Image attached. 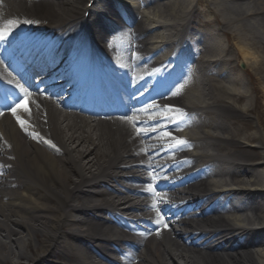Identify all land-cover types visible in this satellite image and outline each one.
Returning a JSON list of instances; mask_svg holds the SVG:
<instances>
[{
  "label": "bare ground",
  "instance_id": "1",
  "mask_svg": "<svg viewBox=\"0 0 264 264\" xmlns=\"http://www.w3.org/2000/svg\"><path fill=\"white\" fill-rule=\"evenodd\" d=\"M212 1L215 3L217 8L214 11H211L209 9L205 10L203 15H201V19L199 21V26L205 28L207 37L209 38V43H207V48L203 51V55L207 59H215L219 57L220 54L227 52L228 48L225 49L223 41L220 40L221 38L218 37V32L214 29V27L217 26L221 27L222 29H224V32L226 34H229L230 38L235 41L241 55L245 59L244 62L248 65V71L254 76L253 80L251 81L256 82L255 86L258 87L259 83L264 82V53L258 51L256 47V41L260 43V41L262 40L261 38L264 37V32H261V25L255 26L256 31L252 29L251 31L250 29H248L243 23L242 17L243 14L260 13L264 11V0H254L252 2L239 4L236 6L225 3V1L228 2L230 0ZM10 2L20 12L22 11L28 16H32L40 20L49 19L55 15L64 13L62 7L59 5L33 4L31 2L29 3L28 0H10ZM153 3H156V1L154 0ZM204 6L206 7V2ZM231 6L233 7L234 11L231 10ZM193 9V0H163V3L160 4V7L157 10L158 13L164 16V18H168L169 20H172L173 23H176L177 26L183 27L187 26L190 23V20L192 18L194 19L197 15L193 11ZM259 21L260 20H258V22ZM260 23L264 24V20L260 21ZM247 29L250 30L249 33L251 35L248 34ZM224 60L226 63L221 65L222 68L227 72L233 73H226L223 70L221 74L222 80L219 81L220 84L215 83L203 86V93L201 92V97L202 99L209 102L212 109H219L223 111L226 116L231 117L237 114L232 109V106L225 102V99L230 100L233 104L236 105L242 103L244 96L240 93V90L244 88V85L242 83V79L240 78L242 76L240 75L239 71L233 66V60L226 59L225 57ZM229 75L233 77L232 80L229 79ZM225 83H227V85H225ZM223 86H225L226 88H224ZM230 86L233 87L232 92H229V90L227 89ZM189 88L191 90H188L187 94L193 97V99L197 98L200 95L199 91H197L196 89H192V83L190 84ZM257 90L260 91L262 95H264V89L258 88ZM48 106L49 105L47 103L43 104V107L46 110L48 109ZM28 108L29 107L26 106L24 109L16 110L15 115L13 114V112H5L3 113V115H1L0 118V135L6 145V148L9 149V151L4 153V155L6 159H12V162L0 159V166L4 168V165H14L17 170L21 171L19 179L16 178L17 181L14 184L11 181L4 180L0 183V189L1 186L4 185H14L18 186V188L20 189H24L25 193L21 194V196H19L17 199L24 206L20 207L19 204H17V206L29 212L26 215V218H22L21 216L17 215V219H14V216L6 214V211L2 207H0V218L3 216V220L0 221V231L3 234L1 238L2 242L7 244V246L9 247V250H7V247L5 246L0 247V264L6 263L11 260V256H13V253L11 252V246L15 247V245L20 247L19 252L22 251L21 253H16V255L19 256V259H22V256H24L26 254L25 252L29 249L27 251V256L29 257L28 260L34 259L37 262L43 256L44 247H41L40 244H37L33 246V248H30L32 240L36 237L42 238L44 243L49 244H51L55 240L58 243L62 242L60 241V235L55 230H61L62 224L65 221V216L63 213L65 211V208L67 207L68 198L70 197L68 195L73 196L75 192L72 187H70V191H65L64 187L62 193L59 194L58 189L53 188L50 189L47 197L39 194L36 198L33 192L29 189L32 187L44 188L49 186L50 184L54 185L57 183H61L62 180L67 179L68 174L63 167L58 165V163H60L59 159L52 158L51 156L47 155L45 151L36 148L35 146L31 145V143H27L19 135L18 131L13 127L14 125H17L18 127L21 126L19 121H23L24 124L26 123L27 116L28 114L30 115L31 111V109ZM245 111L248 112L250 111V109L246 107ZM40 113H43V111L39 110L37 112V117ZM73 117L78 118L76 115H73ZM42 121L43 123L41 125H43V127L41 126V128L47 127L52 137L58 138L64 132V130L66 133L71 132L70 117H61L57 121H49V113L47 112L46 117L42 119ZM38 124H40V121H38ZM79 126H82L81 121H79ZM205 128L206 126L204 127V129ZM245 128L246 127H244L243 129V133ZM219 130L222 131L224 135H231L233 133L231 130H228L226 128H222ZM103 137L110 142L111 146L114 145L113 143H115L117 139L122 138L119 134L116 133H98L96 131H92V129L80 131L77 133L74 131L72 132L69 143L71 145L78 144L79 146L86 148L84 153L83 150H80L76 155V162L83 163L81 167L90 165L92 163V160L88 158V156L92 152H94L93 149H89V146H92V139H103ZM255 138L258 139L257 137H254L252 135L245 136V140L248 142L255 141ZM227 144H229L228 146L231 145L235 148L242 147L239 142L231 140L230 138ZM95 154L97 155V153ZM260 155L262 156L260 158L261 161L263 160L264 155L263 153H261ZM245 156L251 157L252 155L246 154ZM63 161L67 162L63 163L65 165H74L73 163H68V159H63L62 162ZM260 167H264V165L259 164V166H257V168ZM76 171L77 170H70V172H73L75 174ZM217 174L220 175V173ZM233 176L235 178L238 177L235 175ZM241 181L245 184L250 183L253 186H256L257 192H261L257 196H262L264 198V190H260L264 189V173L261 174L260 172L256 173L255 171H249L246 179H241ZM203 185L204 183L202 184V186ZM2 199L3 197H1L0 199V204L11 202L9 198H7V200ZM54 200L56 202H54ZM60 201L63 203L62 206L60 205ZM245 220L250 224H254L256 220L258 223H262L261 220H259V217L254 221H252L250 218H246ZM205 222L214 226L215 229L217 228L218 230H220L221 232L219 233V235H230L231 240H234L236 238V235L245 234L243 233V229H239L238 227L234 228V223L230 220L224 221L223 219L219 218H207ZM234 222H237V220H235ZM9 224L14 226L15 229L10 228ZM261 230L262 232H264V226L261 227ZM2 242L0 245H2ZM225 242H227V240H225ZM168 243L173 247H177V245L173 242ZM258 247H264V245L258 244ZM213 248L214 245L206 246L204 248V251L207 257H201V260L197 258L199 254L194 253V255H197L194 256L196 261L194 260V258L192 262L188 257L181 256L182 262L184 264H264V250H257L253 252V250L251 249L252 246L250 245L232 248V245L229 244L226 248L219 247L215 253H213L212 251ZM61 250L64 252V255H66L68 261H71L75 264H88L87 262L82 263V261H80L76 254L73 253V251H71L70 249L62 246ZM217 252H219V254H216ZM152 255V258L155 262H157L158 264H164L160 256L155 251H152ZM32 256H34V258ZM204 258H206L207 260H204Z\"/></svg>",
  "mask_w": 264,
  "mask_h": 264
},
{
  "label": "rangeland",
  "instance_id": "2",
  "mask_svg": "<svg viewBox=\"0 0 264 264\" xmlns=\"http://www.w3.org/2000/svg\"><path fill=\"white\" fill-rule=\"evenodd\" d=\"M263 99H264V97H263ZM256 102H257V104L258 103H260V102H264V100H256ZM256 108H257V110H258V115L259 116H263L264 115V112L263 111H261V105H257L256 106ZM32 242H35V240L34 241H32ZM17 245H15V247L14 246H11V252L13 253V256H11V260L9 261V262H6L5 264H28V261L25 259V260H22V259H19V256L18 255H16V253L17 252H19V248L20 247H16ZM0 247H1V245H0ZM16 248H18V249H16ZM7 250H9V247H7ZM22 251H20L19 253H21ZM2 264H4V263H2Z\"/></svg>",
  "mask_w": 264,
  "mask_h": 264
},
{
  "label": "snow or ice",
  "instance_id": "3",
  "mask_svg": "<svg viewBox=\"0 0 264 264\" xmlns=\"http://www.w3.org/2000/svg\"><path fill=\"white\" fill-rule=\"evenodd\" d=\"M32 22H33V21H25V23H32ZM0 39H3V37H0ZM17 87H20V86L17 85ZM21 91H24V89L21 88ZM177 91H179V90H177ZM173 94L176 95V93H173ZM26 110H27V109H26ZM11 111H12L13 114L15 115V112H16L15 108L11 109ZM0 115H3V113L0 112ZM18 119H19V118H18ZM126 119H127V118H126ZM19 122H20V124H21V127H23V126H24V122H23V121H19ZM133 126L135 127V123H133ZM137 131L139 132L140 130L137 129ZM176 143L179 144V145H185L187 142L184 141V140H176ZM157 195H159V193H157ZM165 227H167V225H165Z\"/></svg>",
  "mask_w": 264,
  "mask_h": 264
}]
</instances>
